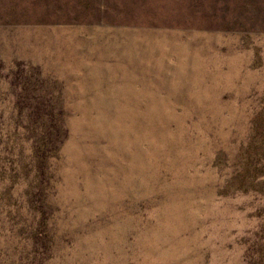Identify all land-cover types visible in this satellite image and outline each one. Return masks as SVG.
<instances>
[{
    "label": "rangeland",
    "instance_id": "374dc122",
    "mask_svg": "<svg viewBox=\"0 0 264 264\" xmlns=\"http://www.w3.org/2000/svg\"><path fill=\"white\" fill-rule=\"evenodd\" d=\"M0 264H264V0H0Z\"/></svg>",
    "mask_w": 264,
    "mask_h": 264
}]
</instances>
